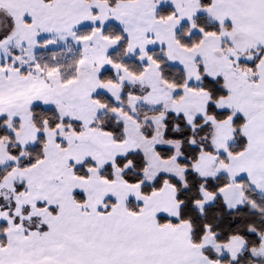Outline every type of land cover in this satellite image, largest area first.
Listing matches in <instances>:
<instances>
[{"label": "snow or ice", "instance_id": "snow-or-ice-1", "mask_svg": "<svg viewBox=\"0 0 264 264\" xmlns=\"http://www.w3.org/2000/svg\"><path fill=\"white\" fill-rule=\"evenodd\" d=\"M0 264H264V0H0Z\"/></svg>", "mask_w": 264, "mask_h": 264}]
</instances>
